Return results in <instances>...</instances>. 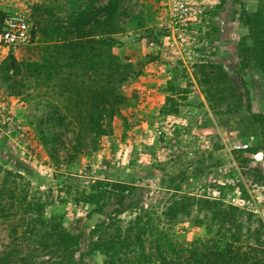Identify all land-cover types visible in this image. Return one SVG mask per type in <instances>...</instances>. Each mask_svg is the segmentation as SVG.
Here are the masks:
<instances>
[{
  "label": "rangeland",
  "instance_id": "1",
  "mask_svg": "<svg viewBox=\"0 0 264 264\" xmlns=\"http://www.w3.org/2000/svg\"><path fill=\"white\" fill-rule=\"evenodd\" d=\"M66 1L0 0V24L26 12L33 31L29 44L0 46V166L29 181L32 196L46 202V217L84 231L76 248L57 255L104 261L87 247L93 206L75 203L68 182L86 193L96 179L136 185L119 215L124 221L189 193L221 198L252 214L251 221L243 216L245 225L264 227V81L240 70L237 51L241 15L262 0H188L191 13L183 17L174 0H131L133 22L125 17L111 48L97 53V65L110 51L130 73L115 85L104 81L106 73L86 80L96 59L89 33L54 29ZM38 4L44 11L32 16ZM209 63L220 75L212 105L201 81ZM94 100L103 103L98 117ZM174 229L185 242L208 235L190 219Z\"/></svg>",
  "mask_w": 264,
  "mask_h": 264
},
{
  "label": "trees",
  "instance_id": "2",
  "mask_svg": "<svg viewBox=\"0 0 264 264\" xmlns=\"http://www.w3.org/2000/svg\"><path fill=\"white\" fill-rule=\"evenodd\" d=\"M97 1L67 0L65 8H61L64 16L53 25L67 33H89V50L96 59L90 63L86 80L102 81L101 75L106 73L104 81L115 85L127 81L130 73L110 51L103 55L104 66L97 65V53L104 45L111 48L114 35L123 32L128 24L124 18L133 22L135 11L128 5L131 0L96 4ZM44 8L43 4L35 5L32 16H40ZM241 25L245 32L237 48L240 70H254L264 81V0L254 10L242 13ZM101 30L107 31L108 40L104 41ZM82 44L75 43V48L81 49ZM204 67L201 81L212 105L220 75L215 64ZM96 76H100L98 80ZM102 106L95 100L91 105L97 117ZM109 110L113 114L112 104ZM79 183L68 182L66 192L75 203L93 206L87 212V218H94L87 247L104 255L103 264H264L263 224L259 221L255 227L245 225L243 216L247 214L251 221L252 214L221 198L183 193L162 209L152 206L124 221L119 215L134 198L136 185L96 179L86 193L79 189ZM106 206H113L110 213L105 212ZM45 207L46 202L32 196L30 183L21 173L0 166V264H88L83 258L75 261L57 255L76 248L84 231H71L55 222L53 215L46 217ZM184 219L203 225L208 235L180 241L174 226Z\"/></svg>",
  "mask_w": 264,
  "mask_h": 264
},
{
  "label": "built area",
  "instance_id": "3",
  "mask_svg": "<svg viewBox=\"0 0 264 264\" xmlns=\"http://www.w3.org/2000/svg\"><path fill=\"white\" fill-rule=\"evenodd\" d=\"M172 6L181 17L191 13L188 0H174ZM32 36V23L26 12H13L7 15L0 24V46L17 49L21 45L29 44ZM247 146V144L237 145L238 148Z\"/></svg>",
  "mask_w": 264,
  "mask_h": 264
}]
</instances>
